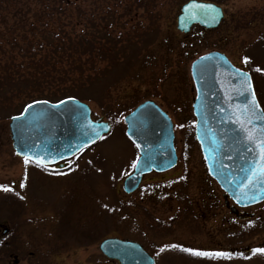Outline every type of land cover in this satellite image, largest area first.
I'll return each instance as SVG.
<instances>
[{
  "label": "rangeland",
  "instance_id": "rangeland-1",
  "mask_svg": "<svg viewBox=\"0 0 264 264\" xmlns=\"http://www.w3.org/2000/svg\"><path fill=\"white\" fill-rule=\"evenodd\" d=\"M137 1L142 2L139 8ZM187 1H129L136 10L122 17L124 26L117 30L135 33L136 43L125 53L129 63H98L99 76L92 85L50 83L37 91L91 95L95 101L85 102L93 118L113 126L65 169L26 165L15 153L9 123L32 100L27 98L31 89L16 86L21 95L0 89V184L12 189H0V206L17 203L21 210L12 222L0 221V264H118L99 249L110 237L141 243L157 264H264V253L252 251L264 248V202L240 209L255 214L244 221L226 206L224 191L209 175L195 138L196 91L190 74L196 58L222 52L251 73L264 110V0H210L224 10L221 25L212 30L194 26L183 34L177 17ZM123 5L85 2L81 10L105 11L116 19ZM146 100L155 101L171 117L178 162L166 172L146 175L128 195L122 184L139 154L126 136L124 117ZM92 234L98 238L87 237ZM165 245L181 247L161 251ZM182 248L231 256H195Z\"/></svg>",
  "mask_w": 264,
  "mask_h": 264
},
{
  "label": "water",
  "instance_id": "water-1",
  "mask_svg": "<svg viewBox=\"0 0 264 264\" xmlns=\"http://www.w3.org/2000/svg\"><path fill=\"white\" fill-rule=\"evenodd\" d=\"M213 5L217 9L216 19L196 5ZM210 13V10H208ZM195 13L196 18H193ZM224 18L223 9L212 2L191 0L184 4L177 19V29L188 34L194 25L205 29H216ZM228 57L218 51L206 53L191 64V77L196 89L193 113L196 117L195 134L210 176L224 191L228 205L232 200L236 206H229L231 212L241 220L251 219L253 214L239 212L264 201V184L249 187L246 177L253 167L257 155L255 145L246 139V133L236 121L239 118L244 127L259 135L264 129V114L255 94L259 110L248 122L246 113L240 115L250 94L244 90L243 77ZM244 73H247L243 71ZM250 76L249 73H247ZM251 78V76H250ZM252 89L254 90L252 79ZM44 101V100H43ZM58 103L34 104L17 120L9 124L12 146L16 154L27 152L39 156L45 166L58 165L64 168V161L73 158L100 139L90 130V125L103 137L111 130L107 122L93 121L88 104L75 98ZM24 112V110H23ZM13 118V117H12ZM126 135L139 152L138 163L133 173L123 182L126 194L135 192L143 176L166 172L177 165L174 145L173 122L168 114L152 100L138 105L125 117ZM89 137H92L89 140ZM137 144L141 147H137ZM81 145H86L82 149ZM100 251L119 264H156L155 259L137 242L119 238H107L99 245Z\"/></svg>",
  "mask_w": 264,
  "mask_h": 264
},
{
  "label": "trees",
  "instance_id": "trees-1",
  "mask_svg": "<svg viewBox=\"0 0 264 264\" xmlns=\"http://www.w3.org/2000/svg\"><path fill=\"white\" fill-rule=\"evenodd\" d=\"M94 1L107 5L110 0H0V89H13L21 95L23 91L15 87H27L31 89L30 102H58L69 97L95 101L81 92H37L50 83L92 85L99 76L98 63L119 67L131 60L125 53L135 45V33L117 30L124 26L122 17L136 10L133 3L111 0L124 4L122 15L113 19L105 11L81 10V4ZM134 3L137 8L142 5ZM134 17L131 14L128 21ZM8 204L0 206V221L12 222L21 213L17 203ZM87 237L98 238L93 234Z\"/></svg>",
  "mask_w": 264,
  "mask_h": 264
},
{
  "label": "snow or ice",
  "instance_id": "snow-or-ice-1",
  "mask_svg": "<svg viewBox=\"0 0 264 264\" xmlns=\"http://www.w3.org/2000/svg\"><path fill=\"white\" fill-rule=\"evenodd\" d=\"M196 8L204 10L205 15L211 14V18L213 20L216 19V13L217 9L213 5H204V4H198L196 5ZM210 10V13L209 11ZM193 18H196L195 13H193ZM244 63H247L249 58L244 57L243 58ZM257 71H261V69L257 68ZM240 75L243 77V85H244V90L247 91L250 94V101L248 104H246L243 108V111L240 113V115H245L246 113L248 114L247 119L248 122H251L250 117L256 115L257 111L259 110V104L256 101L255 98V92L252 89L251 85V78L248 76L247 73H244L243 71L237 70ZM73 99V98H69ZM48 104V101H33L31 104L26 105L24 112L20 114V116H23L26 112H28L29 109L32 108L34 104ZM65 101H59L58 104L56 105H51L52 107H58L60 104H64ZM20 117H13V120H17ZM258 119H264V114L259 115L257 117ZM238 124H240L241 129L246 133V139L255 145L254 151L257 153V155L253 158V167H251L249 171V175L246 177L248 181V186L249 187H257L261 184H264V129L260 130L259 135H255L252 130L247 129L244 127V122L241 121L239 118L236 121ZM183 125H181L182 127ZM90 130L93 133V135L96 138L102 139L103 137L100 136V133L96 131L95 127H92L90 125ZM92 137H89V140H91ZM86 145H81L80 148L82 149ZM137 147H141V145L137 144ZM20 155L23 156L24 162L27 165L30 161L33 163H36L38 166H45L44 161L41 157L39 156H31L27 152H21L19 153ZM138 163V160L133 162V167L135 168ZM20 187H24V184L21 183ZM0 189H3L4 191H11L12 189L7 186L0 184ZM261 191H264V188L261 189ZM181 247L179 245H165L163 248H161V251H164L165 248H177ZM181 250L188 252L192 255L195 256H202V257H210V258H215V257H229L231 256L230 253H224V252H207V251H200L196 249H191V248H182ZM253 252H260L264 253V248H257L253 249Z\"/></svg>",
  "mask_w": 264,
  "mask_h": 264
}]
</instances>
